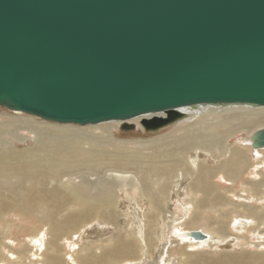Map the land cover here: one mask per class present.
I'll use <instances>...</instances> for the list:
<instances>
[{
  "label": "water",
  "instance_id": "obj_1",
  "mask_svg": "<svg viewBox=\"0 0 264 264\" xmlns=\"http://www.w3.org/2000/svg\"><path fill=\"white\" fill-rule=\"evenodd\" d=\"M201 105L264 107V0H0V108L158 132Z\"/></svg>",
  "mask_w": 264,
  "mask_h": 264
},
{
  "label": "rangeland",
  "instance_id": "obj_2",
  "mask_svg": "<svg viewBox=\"0 0 264 264\" xmlns=\"http://www.w3.org/2000/svg\"><path fill=\"white\" fill-rule=\"evenodd\" d=\"M233 116L236 114L208 118L217 126L218 131H216L222 138L228 137L225 138L226 153L218 152L213 154L214 156H209L203 151L194 150L190 154L192 158L190 162L195 172L204 164L208 166L209 171H219L218 169L224 167L223 163L230 159L232 153L239 152L242 148L251 158L253 157L249 169L244 173V185L238 186V189L227 191L229 186L222 179L216 180L218 186L212 183L216 194L231 199L228 205L206 206L205 209H201V205L197 204L201 196L196 195L190 187L197 175L194 178L175 180L169 199L161 205L162 210L158 213L152 210L147 200L140 199L138 194L129 190L119 193L117 206L103 208L99 219L80 223L76 228L66 229L68 228L66 219L76 215L80 209L74 199L61 208H58V203H52L50 206L39 205L31 214L13 212L5 216L4 221L0 220V242H3L0 248V264H53L49 258L60 259V264H264V225L261 220L249 223L243 219L244 215L250 218L254 215L259 217L262 215L261 209H264V169L257 165L250 149V137L258 130L264 129V125L260 124L250 130L245 128L249 125L250 119L242 118L241 121L227 122ZM242 121L243 125H241ZM30 123L34 126L48 125V130L51 129L53 133H57L59 127H69L73 128L71 129L73 131L85 132L86 138L90 139L103 140L101 138L110 137L106 141L110 150L116 149L117 141L149 143L158 138L166 139L182 134L183 130H188L189 127L179 124L158 132H146L143 125L142 128L136 124V128L132 131H124L122 126L113 124L94 125L98 127L62 125L0 108V127L4 130L0 140L12 141L14 143L12 148L16 150L34 148L43 136L40 131L35 133L31 130ZM242 127L243 129L239 131ZM102 129H106V132ZM226 133L227 136H223ZM88 144L90 143L87 142L86 148ZM132 146V144L124 145V147ZM2 147L4 148V145L0 144V148ZM81 172L78 170L73 176H66L68 178L65 182L81 189L88 187L87 193L81 194L90 196L97 195V190H103L94 187L96 182H99L96 177L83 180ZM8 177H11L10 174ZM260 181L261 192L255 189L258 185L256 183ZM18 183L15 178L10 181L0 179V187H3L2 191L6 195L11 189L18 187ZM58 184L53 182L46 188L60 189ZM35 187L42 188L39 181H36ZM244 207L248 210H243ZM258 213L260 214L257 215ZM222 227L227 229L225 233L217 231ZM201 230L210 233L211 238L207 243L197 245L187 233ZM241 236L245 237V241H240ZM119 241L130 242L135 246L137 244L139 246L137 258L125 263L106 261L105 259L112 257L111 252Z\"/></svg>",
  "mask_w": 264,
  "mask_h": 264
},
{
  "label": "bare ground",
  "instance_id": "obj_3",
  "mask_svg": "<svg viewBox=\"0 0 264 264\" xmlns=\"http://www.w3.org/2000/svg\"><path fill=\"white\" fill-rule=\"evenodd\" d=\"M179 111L184 113L185 116L174 125H189L188 130H183L182 134L166 139L158 138L149 143H124L117 141L118 146L115 150L120 149L117 151L109 149V143L106 141L110 137L101 138L103 140L94 138V140L86 138L87 134L85 132L73 131L71 130L73 128L69 127H59L57 131L55 130L57 133H53L51 129L48 130V125L36 124L34 126L31 123L29 125L32 126L31 130L35 133L40 131L41 136H43L34 148L16 150L12 148L14 144L12 141L0 140V144L4 145V148L2 147L3 150H0V179L10 181L15 178L19 181L18 187L11 189L7 195L2 191L3 187H0V220L4 221V217L13 212H19L24 215L31 214L34 211L33 209L39 205L50 206L52 203H58V208L65 207L68 203H71V199H74L80 209L76 215L66 219L68 223V228L66 229H72L78 227L80 223L99 219L101 212L104 210L103 208L107 209L117 206L119 193L129 190L138 194L140 199L147 200L152 210H156L158 213L162 210L161 205L169 199L174 185L173 182L180 178H194L195 175H197V178H194V182L190 184V187L195 191L196 195L201 196L197 201V204L201 205V209H205L206 206L228 205L231 199L229 197L225 198L221 194H216V191L212 188V183L214 182L218 186L219 184L216 180L222 179L229 186L226 189L227 191L232 192L236 188L238 189V186L244 185V173L249 169L253 157L251 158L248 153L243 151L245 149L242 148L239 152H233L230 159L223 163L224 167L221 166L218 169L219 171H209L208 166L204 164L195 172L193 164L190 162L192 159L190 154L194 150L203 151L209 156L218 152L226 153L227 144L225 138L228 137L222 138L221 134L217 132V126L210 122L208 118L236 114V116L228 119L227 122L231 120L241 121L243 120L242 118H248L250 119L249 125L244 126L251 130L260 124L264 125V107L250 105H201L194 108H180ZM156 117L165 118L166 114L144 115L127 123L142 127L143 121L152 120ZM107 124L122 126L125 123L113 121L99 125ZM241 125H243V121ZM89 127L98 126L91 125ZM190 128L191 130H189ZM242 129L243 127L239 131ZM102 130L106 132V129ZM3 131V128L0 127V135L4 134ZM60 133L63 134L61 135ZM223 136H227V133ZM87 142L90 144L86 148ZM131 144L133 148L124 147V145ZM250 145L257 165L264 169V149ZM78 170L82 171L80 175H82L83 180L89 177H96L99 182H96L94 187L103 190H97V195L90 196L81 194L87 193L88 187L81 189L65 182L66 178L73 176ZM218 172L221 173V176H219ZM108 173L112 174L107 175ZM216 173L218 174L216 175ZM9 174L11 177H8ZM36 181H39L41 189L35 187ZM53 182L59 183L60 189L56 187L52 189L46 188ZM256 184L258 185H256L255 189L261 192L262 182L260 181ZM243 210L246 211L248 208L244 207ZM260 212L262 215L259 217H255V215L254 217L251 216V218L248 215L242 216L244 221L252 223L255 220H261L262 225H264V209L262 208ZM217 231L225 233L227 229L222 227L218 228ZM194 232L190 231L187 234L197 245L207 243L211 238L210 233L201 230L198 232L203 233L207 239L195 240L191 237ZM239 238L241 242L245 241L244 236ZM2 243L0 242V248L3 246ZM138 248L137 244L135 246L130 242L122 243L119 241L111 252L112 257L105 260L120 263L134 260L139 253ZM49 260L53 264L61 263L60 259L58 260L57 258H49Z\"/></svg>",
  "mask_w": 264,
  "mask_h": 264
}]
</instances>
